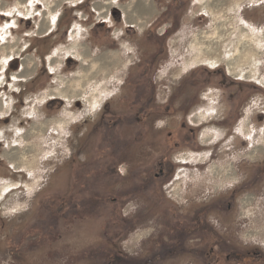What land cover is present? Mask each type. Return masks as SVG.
Returning <instances> with one entry per match:
<instances>
[{"label":"rangeland","instance_id":"1","mask_svg":"<svg viewBox=\"0 0 264 264\" xmlns=\"http://www.w3.org/2000/svg\"><path fill=\"white\" fill-rule=\"evenodd\" d=\"M20 1L0 0V264H210V226L264 241V183L251 181L264 156L252 149L264 147V0L209 12L188 0L180 22L167 0H28L29 13ZM107 7L113 27L79 30L78 15L107 20ZM62 10L49 35L43 20ZM223 21L215 73L192 43ZM239 38L260 53L231 74ZM55 98L69 103L40 107ZM28 144L14 166L6 153Z\"/></svg>","mask_w":264,"mask_h":264},{"label":"flooded vegetation","instance_id":"2","mask_svg":"<svg viewBox=\"0 0 264 264\" xmlns=\"http://www.w3.org/2000/svg\"><path fill=\"white\" fill-rule=\"evenodd\" d=\"M188 0H167V3L165 8H164V12H172L173 9V4H177L178 8L177 9H181L180 12L177 11V16H178V21L180 22V17L183 16V10L184 7L186 6V4ZM85 2V0L79 1L78 3L72 4L70 5L69 3H66V8L71 7V8H77V7H81V5H83ZM229 3V1L227 0L225 5ZM240 6V4H239ZM84 7V6H83ZM83 7L81 9H79L80 11L83 10ZM88 7V6H87ZM87 7H85V9H87ZM176 7V6H175ZM239 9V8H238ZM93 14H97L96 9H91ZM112 10V9H111ZM241 13L244 11V7L241 6L240 9ZM110 11L109 13V17L107 20L103 19L101 21H96V22H91L90 21V16L88 14V12H85V16L82 15H78L76 17V21L78 22V26H79V30L82 31H87L88 32V27H90L92 25L95 26L96 24H107L110 23L109 25L110 27H113V22L111 20L110 15L112 14ZM61 15H63V10L62 11H58L57 15L54 19V24L53 26L50 28V34L51 35L53 32H55L56 30H58V24H59V20ZM205 16L203 13H201V17ZM204 18V17H203ZM241 19H243L241 17ZM116 22H123L125 19L121 18V16L119 15V18H115ZM246 20V19H244ZM124 24V23H123ZM108 26V27H109ZM127 27H134L133 25H126ZM70 29V30H69ZM68 31H65V34L67 35V38H70V32L73 30V28H69ZM165 35V34H163ZM168 37V35H166ZM98 41H100V46H102L103 48H108L110 43L106 44L105 41H108V39H99ZM108 45V46H107ZM99 48V47H98ZM100 49V48H99ZM73 58L70 55H67V58ZM15 59V58H14ZM11 60V63L13 62V60ZM10 68V66L8 67V69ZM222 67H216L214 69H212V71H214L215 73H218V70H221ZM211 70V69H209ZM8 72V70H7ZM220 72H224V71H220ZM227 72L229 73V71L227 70ZM226 73V72H225ZM246 78V77H245ZM8 83L11 82H5L4 85H7ZM260 86H262L261 83H259ZM206 99L208 101L211 98V94L210 95H206ZM59 101L60 103H64L66 101H63L61 99H49L47 101H45L42 105H40V107H45L48 104H50L51 102H55V101ZM69 103V102H66ZM71 103V102H70ZM107 106V104H106ZM263 113V112H262ZM201 120L203 117L198 116ZM241 116L236 117V120H239ZM214 118V117H213ZM212 118V119H213ZM246 121V120H245ZM244 121L245 126H248L250 124L251 119L249 120V123L247 125V122ZM221 122H226V120H219V123ZM203 124H198V128L202 127ZM220 133V132H219ZM256 149L259 150L260 152L264 153V147H252V149ZM250 164V163H249ZM253 167L252 170H254V175L251 179V181L254 183H258L263 181L264 183V156H262V160L261 161H257V162H253ZM249 198V197H248ZM247 198V199H248ZM205 227H198L197 228V233L201 234L202 232H200L201 230H204ZM209 236H210V264H264V241H260V242H253L251 244L249 243H239V241H236V233H233L232 231H230L229 227L223 226V227H219V226H210L209 227ZM205 234V232H204ZM204 237V235H203ZM203 240V239H201ZM256 244V246H255Z\"/></svg>","mask_w":264,"mask_h":264},{"label":"bare ground","instance_id":"3","mask_svg":"<svg viewBox=\"0 0 264 264\" xmlns=\"http://www.w3.org/2000/svg\"><path fill=\"white\" fill-rule=\"evenodd\" d=\"M211 1V0H210ZM227 0H214V2H212L211 4L209 3V0H207L205 3L203 2V9H205L206 11H211V9L215 10L224 6L225 3H226ZM49 8V7H48ZM224 8V7H223ZM27 9V13H29V8L26 7ZM50 9V8H49ZM52 11H50V14L53 13V9H50ZM212 10V11H213ZM126 11V10H125ZM127 12V11H126ZM125 12V13H126ZM140 15V14H139ZM212 15V14H211ZM129 17H132V16H129ZM134 19V18H133ZM54 20V19H53ZM132 20V19H131ZM52 23V20L50 21ZM44 24L46 25V22H44ZM225 24L226 22L223 21L219 24V26L217 27V30H218V37H216L215 39H210L209 37H205L204 35H202V33L198 34V36L195 38V40L193 41L192 43V47L196 49V60L197 58H200V55H205L208 59L209 62H211V65L213 66H217L218 62H219V55L220 53L218 52L219 49H220V41H222L223 39H225V34H226V30H225ZM48 26V25H47ZM51 25H49L50 27ZM227 29V28H226ZM10 30V29H9ZM7 33V31H6ZM216 33V32H215ZM246 35V34H245ZM216 36V35H214ZM247 36V35H246ZM240 39V38H239ZM241 40V39H240ZM247 39L243 38L240 42V47L237 49V54L238 56L235 57L234 59H230L228 60V71L231 73V74H234L236 71V67L237 65L240 64V62H243L245 60V58L243 57H247L250 58L252 57L253 61L256 62L258 56L256 57V53H258L259 51H256L255 54H252L254 49H253V46H250L251 44L246 41ZM250 44V45H249ZM77 45V44H76ZM85 46V45H84ZM86 47V46H85ZM84 47V48H85ZM88 50V49H86ZM260 53V52H259ZM258 55V54H257ZM11 57V56H10ZM6 58V57H5ZM9 58V56L7 57ZM6 58V59H7ZM12 58V57H11ZM204 60V59H203ZM31 63V60H26L23 62V73L24 74H27L29 73V69L26 68V66L28 67V64ZM31 65V64H30ZM30 68V67H29ZM26 71V72H25ZM251 73V72H250ZM247 76V77H250L252 76V74H250ZM246 76V75H245ZM16 78V76H15ZM26 78V77H25ZM70 90V89H69ZM66 90H63L61 93H59L60 96H65V97H68V99H70L71 97H74V96H79L77 94V92L73 93V94H70L72 92H69L68 91V88H67V92H64ZM71 91V90H70ZM54 93V92H53ZM51 92L48 93V95L50 94V96H52L53 94ZM54 95V94H53ZM72 95V96H71ZM249 122H247L248 124ZM48 122L43 123L42 125L41 124H34L33 127L31 128L32 130L29 131V133H27L26 135H24V137L26 138L28 135H32L33 134V129H44L46 126H47ZM50 125V124H49ZM45 132V131H44ZM40 135V134H39ZM29 138V137H28ZM259 147H262V146H259ZM34 151V148L32 145L28 144V146L26 147V149L23 151V152H19L18 150H11L10 152H7L6 153V157L11 161L13 162V164H15L14 166L16 167H19L20 165L18 164L19 161H22V164H26L27 161V157H26V153H30V152H33ZM254 151H256V149H254ZM254 151H252L251 154L254 153ZM36 155V154H35ZM33 157V156H32ZM29 164V163H28ZM212 170L215 171V173L219 172L216 170V167H212ZM232 168L228 169L227 170V173H226V176L227 178L230 179V177L234 174H232ZM237 176V175H236ZM9 188V187H8ZM249 200V198L247 199V201Z\"/></svg>","mask_w":264,"mask_h":264},{"label":"crops","instance_id":"4","mask_svg":"<svg viewBox=\"0 0 264 264\" xmlns=\"http://www.w3.org/2000/svg\"><path fill=\"white\" fill-rule=\"evenodd\" d=\"M32 1L34 2V0H32ZM27 2H28V0H26V1H24V0L22 1V0H21V1H20V5H22V6H20V7H23V8L28 7L29 4H27ZM112 4H113V2H108L106 5H107V6H110V5H112ZM46 5H47V7H49L50 9H53V13H52L51 15H55V13H56V11L54 10L55 7H53V5L50 6L49 2H47ZM28 8H29V7H28ZM109 8H110V7H107V13H108V14L106 15L107 17H108V15H109V10H108ZM50 9H49V10H50ZM50 11H52V10H50ZM124 13H125V12H124ZM138 16H139V14H138ZM107 17H106V18H107ZM126 18H127V17H126ZM51 20H52V19H51ZM51 20H49V21L43 20L41 27L44 28V27H46L47 25H48L47 27H49V25H51V26H50V28H51V27L53 26V24H54V20H52V23L50 22ZM18 21H19V20H18ZM44 22H46V25L44 24ZM40 30H41V29H40ZM78 36H79L78 33H76L75 31H73L72 34H71V37H73V38H75V37L77 38ZM77 42H78V41H77ZM74 47H75V45H74L72 48H70L68 51H70V50L73 49ZM72 53H73V55H75L74 52H72ZM76 55H77L79 58H81L82 53H81V56H80V54H76ZM26 68L28 69V67H26Z\"/></svg>","mask_w":264,"mask_h":264},{"label":"trees","instance_id":"5","mask_svg":"<svg viewBox=\"0 0 264 264\" xmlns=\"http://www.w3.org/2000/svg\"><path fill=\"white\" fill-rule=\"evenodd\" d=\"M21 20H24V19H21ZM71 59V58H70ZM187 225V224H186Z\"/></svg>","mask_w":264,"mask_h":264}]
</instances>
